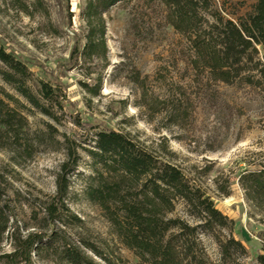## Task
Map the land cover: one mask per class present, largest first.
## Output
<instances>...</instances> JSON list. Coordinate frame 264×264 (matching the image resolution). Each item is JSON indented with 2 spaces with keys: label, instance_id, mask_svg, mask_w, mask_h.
I'll return each mask as SVG.
<instances>
[{
  "label": "rangeland",
  "instance_id": "374dc122",
  "mask_svg": "<svg viewBox=\"0 0 264 264\" xmlns=\"http://www.w3.org/2000/svg\"><path fill=\"white\" fill-rule=\"evenodd\" d=\"M175 1L121 0L101 13L91 0H0V49L24 70L0 62V264L28 237L34 244L22 264H71L66 247L83 264H150L126 249L110 221L121 205L106 211L94 194L136 197L145 212L147 178L120 181L111 163L95 160L93 134L85 137L92 128L123 134L177 168L225 218L224 228L205 233L199 210L176 201L165 220L185 234L196 229L185 238L194 260L183 264H258L264 256V196L253 176L264 169V45L252 43L240 65L222 71L225 82L207 56L210 25L245 21L257 0H188L181 24ZM66 139L80 146L79 162L50 222L45 207ZM211 233L242 250L230 246L222 262Z\"/></svg>",
  "mask_w": 264,
  "mask_h": 264
},
{
  "label": "trees",
  "instance_id": "16d2710c",
  "mask_svg": "<svg viewBox=\"0 0 264 264\" xmlns=\"http://www.w3.org/2000/svg\"><path fill=\"white\" fill-rule=\"evenodd\" d=\"M91 1L97 3L102 13L121 0ZM187 3H189L188 0H176L175 4L172 3L177 9L174 13L180 16L182 21L180 24L186 23L184 20L186 15L183 11ZM89 7H91V2ZM194 23L196 24L193 29H200V22ZM209 29L215 34L211 43L207 45L212 51V54L207 55L211 57V70L219 81L225 82L228 73L222 71L240 65L252 43L264 45V0H257L252 15L245 21L224 22L218 18L210 25ZM180 31L185 32V30ZM0 62L10 70L23 74L24 70L21 64L12 60L1 49ZM42 92L47 93L45 88ZM90 134H93L94 139L92 157L98 161L104 160L105 163H111L115 167L114 171L118 174L120 181L138 182L143 177L147 178L146 183L142 186L145 190L144 198L148 208V211L145 210V212H142V203L136 197L128 202L124 198H118V194L115 195V193L108 195L102 192L94 193L97 195L96 201L106 211H111L110 208H115L118 204L121 205L118 208L121 216L118 217L112 213L111 216L114 217H111L110 221L116 229L121 243L126 249L134 251L142 261L150 264H183L184 260H194L193 251L187 245L185 238L195 233L196 229L185 228L190 232V234H185L181 228L176 226L178 225L177 221L164 218L174 211L176 201L182 202L188 208L194 207L197 211L199 210L197 218L204 220V224L200 228H203L205 233H209L212 226L224 228L225 218L213 208L211 202L203 199L199 192L191 190L177 168L159 161L157 157L141 149L123 134L96 128L88 130L85 137L88 138ZM82 142L86 143L87 139ZM64 143L66 160L61 165L60 174L56 179L55 196L45 207V213L50 222L58 220L64 209L63 201L69 188L68 177L74 173L79 162L78 148L80 146L68 139ZM253 176L256 179L254 180L255 187L264 196V169ZM193 201H197V203H193ZM161 205L165 206V210L163 215L158 217V214L153 211ZM0 229V234H2L5 228L1 225ZM175 230L178 234L174 236L171 232ZM211 236L218 245L221 261L224 263L227 261V257H230L228 254L230 246L241 248L240 244L234 240L224 242L214 236V233H211ZM33 244V238L28 237L22 244L14 246V251L10 255L4 256L3 259L7 264L28 263ZM63 253L71 264L85 262L78 251L72 247H66ZM174 258L179 261L175 263ZM256 262L264 264V256H258Z\"/></svg>",
  "mask_w": 264,
  "mask_h": 264
}]
</instances>
